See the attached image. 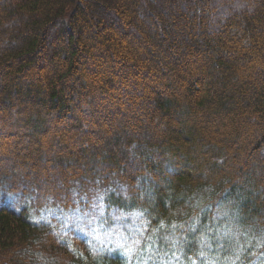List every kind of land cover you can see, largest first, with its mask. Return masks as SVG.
I'll return each mask as SVG.
<instances>
[{
    "label": "trees",
    "instance_id": "obj_1",
    "mask_svg": "<svg viewBox=\"0 0 264 264\" xmlns=\"http://www.w3.org/2000/svg\"><path fill=\"white\" fill-rule=\"evenodd\" d=\"M0 263L264 264V0H0Z\"/></svg>",
    "mask_w": 264,
    "mask_h": 264
},
{
    "label": "rangeland",
    "instance_id": "obj_2",
    "mask_svg": "<svg viewBox=\"0 0 264 264\" xmlns=\"http://www.w3.org/2000/svg\"><path fill=\"white\" fill-rule=\"evenodd\" d=\"M11 122H13L14 123V121L12 120ZM12 124V123H11ZM12 137L10 138V139H5L4 141H3V143H4V149L3 150H5V151H7V152H11L12 154H13V151L14 150H16L15 149V146H14V144H11L12 146H10L9 144L10 143H12ZM6 165H8V167H9V164L7 163ZM57 181H56V183L54 182L53 183V181H52V183H53V185H54V187H56V186H59L60 185V183H59V179H56ZM42 183V184H41ZM40 185H44L43 184V182L41 181L40 182ZM175 241H172V242H170V244H173ZM47 244H48V242H47ZM0 264H2V263H0Z\"/></svg>",
    "mask_w": 264,
    "mask_h": 264
}]
</instances>
